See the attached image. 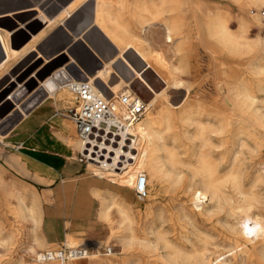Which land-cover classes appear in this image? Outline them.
Here are the masks:
<instances>
[{
    "label": "rangeland",
    "instance_id": "rangeland-1",
    "mask_svg": "<svg viewBox=\"0 0 264 264\" xmlns=\"http://www.w3.org/2000/svg\"><path fill=\"white\" fill-rule=\"evenodd\" d=\"M135 1L125 0L127 10L121 13L123 19L129 18L130 13L136 11ZM201 1L203 9H207L206 17L209 16L207 19L209 28L213 29L218 24H222L228 33L233 36H238L240 29L244 28L241 40L250 47L254 46L257 37L264 36V27L259 28L252 21L254 16H261L264 8H255L254 4L247 0H242L240 3L230 0ZM71 2L73 0H0V12L9 7H22L17 8L18 11L12 15L0 17V28L13 32V34L10 32L12 36L10 37L11 48L20 50L28 44L26 48L21 50L33 49L21 60H10L0 55L2 57L0 69L3 65H6L5 68L9 69L10 72L0 78L1 136L5 135L12 125L23 116L22 113L26 114L40 101L44 93L52 94L59 90V86L63 85V83L56 80L60 71L74 69L81 75L94 76L97 71L102 69L101 60L106 62L113 59L117 54L111 44L91 24L92 0H76L72 4V9L69 10V15L65 16L60 23L52 28H47L44 22L39 19V9L44 11L48 17H51L59 12L63 6ZM167 4L164 7L165 12L163 11L161 19L158 18L157 22L162 23V20H168L174 22L176 26L177 23L179 25L180 29L177 27L179 31H177V35H174L175 42L172 46V49L176 50V56L172 58L170 64L176 70L175 77L179 80L178 83L181 87L179 89L167 87L151 70L144 73L142 80H140L126 68L121 59H116L110 65L111 73L107 83L103 84L99 80L94 83L95 88L104 94V98L112 104L117 103L119 95L124 93L118 92L116 98H113L108 92L107 86L113 87L119 83V79H123L129 85V89H125L129 92L128 94L140 98L144 105L156 100L159 107L158 110L168 105L172 113H177L184 108H195L196 98L202 96V105L204 106L202 113L205 114V110L212 109V104L215 100H219L221 104L225 97V92L217 88L219 83H238L241 89L246 86V92L256 98V106L264 109V74L254 75L249 73V69L252 67L251 63L256 61L253 48H243L234 52V50L229 49L228 44H221L216 39L211 40L212 42L206 41L205 31L197 37L190 30H194L195 22L200 20L201 17L197 13L192 12V2L182 7L177 2L168 1ZM25 5L36 6L37 11L21 12L20 10L24 11L27 9V7H23ZM113 5L117 9L119 1L114 0ZM173 7L174 9H172ZM13 10L15 11L16 9ZM7 12L10 11H4L0 14L3 15ZM80 40L84 44L90 45L94 49L96 56L92 54L93 52L91 53L89 48L86 49ZM73 41L75 42L73 43ZM213 42L216 43L214 44ZM123 56L130 62L135 71H140L143 68L144 65L136 59L130 50L126 51ZM191 67H196L197 77L192 73ZM3 72V70H0V75ZM118 87L116 86L115 89H118ZM71 98H73L72 95ZM197 113L198 115H193V119L197 117L199 119V114L201 113ZM144 117L145 114H143L142 119ZM200 127L197 123H175L172 125L173 129L163 130V136L175 149L177 158H181L186 164L194 161L193 158H198L201 154L202 142L195 137ZM207 137L209 138L208 143L212 146L203 150L207 151L210 149L214 153V158L231 161L234 157L233 152L239 151L236 154V164L240 166V174L237 175L240 178H237L241 187L245 189L247 187L246 190H248L259 174L264 176V136H262L259 144L254 145V142L252 143L251 140L246 139L245 136L243 138L241 135L243 141L241 140L237 143L242 149L238 147V144L232 145L230 135L224 131H212V133H208ZM244 141L247 145L244 144ZM250 141L253 145L250 144ZM112 147H117V145ZM192 152L195 154L192 155ZM87 155L88 153L80 152L82 164L87 170H90L88 171L91 174V172H95V169L86 159ZM101 160H104V158H101ZM1 165L0 162V174L2 177L6 181H14L16 189H18L26 203L29 204L34 197L32 188L14 179L11 173ZM7 166L9 167L8 164ZM180 171L182 174L178 182L174 181V179L171 184L163 185L157 193H152L150 184L147 188V196L143 200H139L133 190L124 189V203L128 205L132 213L131 230L127 231L123 226L117 231L115 237L111 238L112 229L117 230L119 221L110 222L102 219L108 225L109 233L105 240L99 242L104 243L103 248L99 252L102 254L107 253L105 250V247H107L111 249L113 256L117 257L121 252L120 241L127 238L128 235H132L135 238L136 246L139 244L148 246L145 252L135 247L133 259L129 258L133 264H156L157 256L163 251L155 250L161 248L164 240L173 245L176 242L184 246L187 245L186 247L189 249L188 242L194 243L198 245V248H201V240L207 239L208 251L206 255L209 258L228 252L237 243L238 236L235 231L238 230V211H232L235 212L234 215H237L236 217L234 215L228 217L227 212L231 205L228 206L226 204L223 206L224 208L217 210L212 202L206 201L199 207L200 212H195V207L190 202L193 191L190 179L191 174L185 167H181ZM250 179H253V181ZM256 184L257 187L251 188L252 194L256 199L253 212L255 215L257 214L258 218L264 219V181ZM223 187L225 193L235 197L231 184H224ZM244 188L242 190L246 191ZM187 209H193L194 213L190 214ZM2 213L3 211L0 209V239L2 240V242L0 241V264H17L21 261H29L28 253L26 252L27 237L25 233L31 231V222H27L17 228L13 225L11 219H4L1 216ZM205 215L209 216L205 217ZM213 228L218 231H214ZM218 232L220 235H218ZM63 243L65 242L60 240L58 245L44 247L40 249L39 253L48 249L59 248ZM76 245L80 244L71 246ZM86 246L91 249L88 256L75 262L97 264V258L102 257H92L95 245L86 243ZM262 251V254L260 249L254 252L256 260L259 261L258 264H264V249ZM242 258L243 255L239 254V257H237L238 264H244V259ZM35 260L34 258L27 264H36ZM228 260L231 263L232 257H228ZM102 264L107 263L103 262Z\"/></svg>",
    "mask_w": 264,
    "mask_h": 264
},
{
    "label": "bare ground",
    "instance_id": "bare-ground-1",
    "mask_svg": "<svg viewBox=\"0 0 264 264\" xmlns=\"http://www.w3.org/2000/svg\"><path fill=\"white\" fill-rule=\"evenodd\" d=\"M75 1L76 0H73V2L63 6L59 12L51 17H48L44 11L39 9V19L44 22L47 28H52L60 23L65 16L69 15V10L72 9V4ZM118 1V8L115 9L113 7L114 0H92L93 6L90 19L91 24H93L99 33L111 44L113 49L117 51V54L113 59L106 62L101 60L102 69L97 71L94 76L81 75L74 69L60 71L56 80L63 83V85L59 86V90L55 95L56 98L64 99L75 107L76 98L68 90V82L83 80L88 81L93 91L104 98V94L95 88L94 83L97 80L101 81L103 84L107 83L111 73L110 65L116 59H121L126 68L140 80H142V75L144 73L151 70L167 87L179 89L181 86L178 83L179 80L175 77L176 70L173 69L170 64L172 58L176 56V50H173L172 46L175 42L174 35H177V31H179V25L177 23L176 26L174 22L168 20H162V23L157 22L158 18L161 19L163 11L165 12L164 7L168 5V1L177 2L181 7L192 2V12L197 13V15L201 17L200 20L195 22L194 30H190V32L197 37L205 31L206 41L210 42L216 39L221 44H228V47H230L229 49L234 50V52L243 48H253L256 61L251 63L252 67H250L249 73L254 75L264 74V36L257 37L254 46L250 47L241 40L244 28L240 29V34L238 33V36H233L228 33L222 24H218L213 29L209 28L207 22L209 16L206 17L207 9H203L201 0H136L134 4L136 11L130 13L127 19H123L121 16L122 11L127 10L125 0ZM230 1L240 3L242 0ZM247 1L253 3L255 8H264V0ZM172 9H174V7ZM20 11H37V9L36 6L33 5L30 8L27 7L24 11ZM10 13L11 11L7 12L5 16L12 15L14 12ZM261 16L256 15L252 18L254 24L259 28L264 27V18ZM10 37L11 33L9 31L0 28V55L4 58L21 60L33 51L32 48L25 49L24 51L12 49L10 46ZM90 48L95 55L94 49L91 46ZM129 50L136 59L144 65L140 71H135L130 62L123 56V54ZM5 66L6 65H3L0 69L4 71L3 74L0 75V78L9 72V69L5 68ZM195 68L191 67V70L194 76L197 77L198 74ZM116 86H119L118 89H115ZM146 87L149 88L148 85H146ZM245 87L241 89L238 83H219L217 88L225 92V97L221 104L219 100H215L212 104V109L209 108L210 110H205V114L202 113L204 109L202 105V96L196 98L195 108H184L177 113H172L168 105L158 110L159 107L156 100H153L148 105H144V119L141 118L142 120L140 119L136 124L125 128L126 138H124V140L130 139V143L128 144L125 141H120L117 143V147L107 146L106 148H102L103 150H107V153L98 154V151L96 152L93 148L85 147L79 139L80 152H84L85 154L88 153L86 159L95 169L94 174L96 175H102L121 186L133 190L138 175L143 173L146 177L145 188L147 194V188L150 184L152 186V193H157L163 185L171 184L174 179V181L178 182L182 174L180 168L185 167L191 174L190 179L193 191L191 193L190 202L195 207V212H200L199 207L206 201L212 202L217 210H221L226 204L228 206L231 205L227 212L228 217L234 215L235 212L232 211H238V230L236 229L237 231H235V234L238 236L236 240L237 243L230 248L228 252L219 254L214 258H209L208 255H206L208 251L207 239H202V242L199 241L202 243L201 248H198V245L194 243L188 242L189 249L186 247L187 245L184 246L178 242L173 245L164 240L161 248L155 250L163 251L157 256L156 264H238L237 257H239V254L243 255L242 259H244V264H258L259 261L256 260L254 252L260 249V253H263L264 219L258 218L256 216L257 214L255 215L253 212L256 199L252 194L251 188H254L257 185L256 183L263 182L264 176L259 174L255 179V176L253 177L254 181L250 179L253 183L250 189L246 190L247 187L246 189L241 187L238 181L240 177L237 176L240 174V166L236 164V154L239 151L233 152L234 157L231 161H224L222 158H214V153L210 149L207 151L203 150L204 148L206 149L212 146L208 143L209 138L207 137L208 133H212V131H224L228 133L230 135L231 144L234 146L238 144V147H241L239 143H237L242 140L241 135L251 140L252 143L254 142V145L261 142V138L264 136V109L263 107L256 106V98L246 92ZM126 88L129 89V85L126 84L123 79H119V83L113 87L107 86V90L113 98H116L118 92L128 94L129 92L125 90ZM70 93L73 98H71ZM116 102L117 103L112 104L115 114L123 120L127 116L126 108L119 103L118 98ZM197 112L201 113L199 114V119H197L198 117L193 119V115H198ZM175 123H197L201 126L195 136L202 142L201 154L198 158H193L194 161L187 164L183 162L181 158H177L175 149L163 136V130L173 129L172 125ZM173 138L171 139L173 140ZM244 144H246L245 141ZM193 154L195 153L192 152V155ZM101 158H104V160H101ZM224 184L232 185L235 197L223 191ZM243 188L246 191L242 190ZM234 205L236 206L233 207ZM0 209L3 211L1 216L4 219H11L13 225L17 228L18 226H23L27 222H31V231L25 233L27 237L26 252L28 253L29 261H21L17 264L30 263L31 260H34V258L36 259L40 254V249L47 247L38 232L40 212L36 196L34 195L30 203L27 204L25 199L18 192V189H16L14 181H6L0 174ZM187 211H189L190 214L194 213L193 209H187ZM208 216L209 215H205V217ZM234 216L236 217L237 215ZM102 217L110 222L115 220L119 221L117 230L112 229L111 238L115 237L117 231L123 226L127 231L131 230L132 213L128 206H119L112 203L106 207ZM213 229L214 231H218L216 228ZM234 230L232 231L234 232ZM218 235H220L219 232ZM0 241L2 242L1 239ZM63 244L71 246L76 244V242L69 240L67 244ZM82 244L86 245L84 242ZM103 245L104 243H98L93 247L94 252L92 253L93 256H91L96 258L97 256L102 257L97 258V264H102L103 262L107 264H111L112 262L113 264H133V262H130L129 258H132L134 255L133 252L136 250L135 247L143 252L148 249L147 245L139 244L136 246L135 238L132 235H128L127 238L120 241L121 252L118 256L116 255L117 257H115V255L113 256L111 249L107 247H105V250H109L108 253L102 254L99 252V250L103 248ZM88 254L89 252L85 257L80 259L68 260L64 263L53 262L52 264H66L68 262V264H84L83 262L75 261L85 259ZM228 257H232L231 263ZM35 263L37 264L36 260Z\"/></svg>",
    "mask_w": 264,
    "mask_h": 264
},
{
    "label": "crops",
    "instance_id": "crops-1",
    "mask_svg": "<svg viewBox=\"0 0 264 264\" xmlns=\"http://www.w3.org/2000/svg\"><path fill=\"white\" fill-rule=\"evenodd\" d=\"M17 8L22 7L1 12L16 13ZM83 45L91 51L90 45ZM55 95L56 92L44 93L4 137L0 135L1 166L32 188L33 195L37 194L38 232L47 247L58 245L60 240L65 244L71 240L95 245L109 233L102 220H106L102 217L106 207L112 203L128 206L124 203V189L129 188L90 174L82 164L78 134L69 118L73 105Z\"/></svg>",
    "mask_w": 264,
    "mask_h": 264
},
{
    "label": "built area",
    "instance_id": "built-area-1",
    "mask_svg": "<svg viewBox=\"0 0 264 264\" xmlns=\"http://www.w3.org/2000/svg\"><path fill=\"white\" fill-rule=\"evenodd\" d=\"M264 18V11H262ZM68 90L75 96V107L70 111L69 118L73 123L78 139L85 147L93 148L98 153H107V146L117 145L120 141L128 144L125 139V128L136 124L145 112L144 103L137 96L120 94L119 103L126 108V118L121 119L115 114L114 107L109 100L93 91L88 81L68 82ZM105 151V152H104ZM146 177L140 173L137 177L133 192L138 199L146 197ZM90 249L84 245H61L56 249L40 252L36 258L37 264L64 263L68 260L80 259L86 256ZM109 250H107V253Z\"/></svg>",
    "mask_w": 264,
    "mask_h": 264
}]
</instances>
